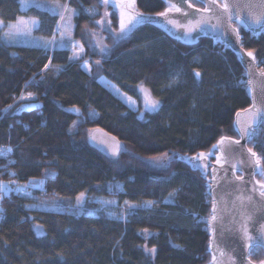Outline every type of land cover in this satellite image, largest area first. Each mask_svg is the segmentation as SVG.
<instances>
[{
  "label": "trees",
  "instance_id": "trees-1",
  "mask_svg": "<svg viewBox=\"0 0 264 264\" xmlns=\"http://www.w3.org/2000/svg\"><path fill=\"white\" fill-rule=\"evenodd\" d=\"M59 1L76 10L74 38L84 48L79 60L69 59L70 46L46 49L6 43L0 36V143L13 147L16 177L44 181L30 195L1 196L0 264L208 263L213 202L205 175L185 158L216 153L212 146L222 136L238 137L235 115L251 104L238 54L208 37L184 41L158 23L138 24L116 39L120 17L111 4V23L104 28L96 23L104 16L101 0ZM136 6L139 13L156 15L169 3L136 0ZM21 15L38 18L39 39H50L61 22L47 9L23 10L21 0H0L1 21ZM235 25L244 49L264 68V30L254 34ZM99 37L105 52L97 46ZM83 61L90 63L89 72ZM100 77L137 100L142 85L159 101L158 111L147 110L141 119ZM22 92L33 96L12 105ZM27 103L40 107L22 109ZM96 128L122 141L118 156L89 143ZM248 146L264 157V123ZM81 192L89 199L83 210L76 201ZM95 196L115 200L116 213L101 209L91 200ZM125 201L136 207L127 208ZM250 258L262 262L264 249L254 248Z\"/></svg>",
  "mask_w": 264,
  "mask_h": 264
},
{
  "label": "water",
  "instance_id": "water-1",
  "mask_svg": "<svg viewBox=\"0 0 264 264\" xmlns=\"http://www.w3.org/2000/svg\"><path fill=\"white\" fill-rule=\"evenodd\" d=\"M164 1L169 4L177 3L178 6H181L184 10L191 14L189 19L192 18V16L200 15V13L197 12V9H202L204 7V4L202 3L203 7L195 5L194 8H188L186 3L183 5L179 4V0ZM196 1L200 3V0ZM234 2L235 0H228V3L230 4ZM238 2L241 9H243V11H241L242 18H244L249 11L254 15L264 13V0H238ZM245 4L249 5L246 9L244 8ZM220 11L221 10L217 8V14H220ZM144 16L147 18L145 22L162 24L173 35L183 39L184 41L192 42L202 37H208L219 40L225 44V39L220 37L218 34H213L211 32H199V30H197L189 35L186 34L184 28H178L173 24L168 23L169 19L177 20L180 23H187V19H185L181 13H177L175 11L170 12L167 18L158 15L144 14ZM222 20H224L225 35L233 44V47L230 48L238 54L239 60L245 70L249 65H252L251 79L253 80V92L250 94L251 104L245 109H250L252 107L253 96L255 97L258 106H264V77H261L259 74L260 69L256 60L252 61V59L247 56V51L242 45L241 34L240 41L237 42L235 35L231 34L229 31V25L226 22V18L222 17ZM212 22L215 23L214 20ZM235 23L236 21L233 20L231 26L237 27ZM246 29L249 30L248 28ZM249 31L254 33L252 30ZM261 31L263 30L257 29L255 34H259ZM249 79L250 77L247 75V80ZM39 107L40 104L38 103H27L22 106V109L32 111ZM245 109L237 112L240 114L239 117L236 113L234 119L235 127V122L238 119L241 122V126H243L250 119V113L245 112ZM261 124L262 123L254 125L253 127L257 130ZM92 136H95L96 139L93 140ZM113 137L115 140H113ZM231 138L240 139L239 135L238 137ZM88 140L93 147L110 157L118 156L123 149L122 141L114 134L102 128L93 129L89 133ZM117 142H119L121 147L118 154L114 156L112 155V148ZM248 143L249 141L246 138L241 139L240 145L232 144L229 146L226 141L225 144L221 146L224 149L223 152L216 150L214 159L208 156L205 160L197 161L196 163L201 165L199 168L193 167V164L189 162L191 158L197 155L185 158L193 170L200 171L205 175L206 180L208 181V193L212 198V202H215L216 204V219H212V204L211 218L208 221L211 234L209 242L211 259L206 264H249V259L251 264H261V262H253L249 257V249L246 247L248 242L244 239L242 232V225L244 223V216L241 215L242 213L245 216L252 215L253 217V220L248 222V231L254 238L258 235V232L254 229L253 224L256 225V228H258L260 224H264V199L259 197L258 192H252L253 186L257 189L259 188V184H256V181L260 180L257 178L258 174L253 175L255 169L253 167V160L247 152V149H249ZM216 156L221 157L220 164L216 162ZM204 165H207V167H204ZM233 165H236L235 170H233ZM249 194H252L253 196V200L251 202L245 199L243 203H241V200L237 199L240 195L247 196ZM254 248L256 247L253 246L252 250ZM262 248L264 249V247ZM221 251H223L224 255H221ZM214 256L215 261H213Z\"/></svg>",
  "mask_w": 264,
  "mask_h": 264
},
{
  "label": "snow or ice",
  "instance_id": "snow-or-ice-1",
  "mask_svg": "<svg viewBox=\"0 0 264 264\" xmlns=\"http://www.w3.org/2000/svg\"><path fill=\"white\" fill-rule=\"evenodd\" d=\"M101 3L105 7L104 16L101 20L96 21L97 24H110L111 21L107 20V17L109 16V13L107 11V7L111 4L114 8L118 7L120 9V22H119V33L116 37V39H122L124 36L127 35L128 32L132 30L133 27H135L138 24L144 23L146 21V17L144 14L139 13L135 10V4L136 0H120L119 3H116V0H101ZM187 4L188 8H194L195 5H193L190 0H179V4ZM200 3L204 4V7L202 9H197V12L200 13L198 16H192V18L189 19V16L191 15L188 11L184 10L181 6H178L177 3H170L169 7H167L163 12H159L156 15L168 17V14L170 12H177L181 13L182 16L187 19V23H180L177 20L169 19L168 23L173 24L174 26L178 28H184L186 34H191L193 32H196L199 30V32H211L213 34H218L220 37H223L225 39V45L227 47H233V44L230 39H228L225 35L224 30V20H222V17L226 18V22L229 25V31L231 34L235 35L236 41H240V29L239 27H232L233 20L236 21L238 25H243L244 27L248 28L249 30H252L255 34V31L257 29L264 30V13H260L258 15H254L252 12H247L246 16L244 18L241 17V9L240 4L238 0H235L234 3L230 4L228 3V0H200ZM29 5L24 2V0H21V7L27 8ZM37 7H40V5H36ZM249 5L245 4L244 8H248ZM217 8L220 9V14H217ZM49 12H51L53 15H59L60 21L63 23L57 24V29L59 30V40H57L56 34L53 33V36L50 39H45L43 37L40 38V41L42 43H38L35 38H32L33 43H38V46L48 48V47H68L71 46L73 50V56L69 57V59H80L81 54L83 53V46H78L75 42L71 39V19L74 15H76V10L69 7L67 3L61 5L59 3V0H57L54 7L48 9ZM88 12H94V9H87ZM67 13V15H66ZM215 21L213 23L212 21ZM0 27H6L7 30L3 31L2 38L6 41H15L19 37L29 38L31 37V33L33 29H36L39 27V21L35 18H29L27 20H24L23 18L19 19L17 23L15 24H8L3 25L2 22H0ZM94 35V33H93ZM104 48L101 47V52H104ZM247 56L252 59V61H255V56L252 51L247 52ZM51 61H49L50 63ZM97 64L100 63V61L96 62ZM86 66V65H85ZM48 65H45V68H47ZM246 74L249 75L250 79L247 81L248 84V91L249 94H252L253 92V80L251 79L252 76V65H249L246 68ZM260 76L264 77V68L260 69ZM195 76L197 78L200 77V73L196 72ZM118 91V90H117ZM140 91L145 93V108L149 111H158L159 109V101L151 99L150 92L145 89L142 85L140 87ZM33 96V93H28L27 97L21 96V99L25 98H31ZM35 106V105H33ZM11 108V105L8 106ZM73 111H77L78 109H72ZM245 112L250 113V119L241 126V122L238 119L236 123L235 130L237 134L239 135L240 139H233L231 137H221L220 140L217 142V144L213 145V150H219L223 152V146L225 142H228V145L231 146L232 144L240 145L241 139H247L249 142L255 137L256 135V129L253 127L254 125L264 123V106H258L255 100V97L253 96V105L250 109H245ZM239 113H237V116L239 117ZM143 119V115L140 117ZM75 123V122H74ZM92 139L95 140V136H92ZM113 140L115 138L113 137ZM120 144L117 142L115 146L112 148V155H117L120 151ZM12 151L11 148L0 150V155H4L6 152L10 153ZM247 152L250 154V158L253 160V167L255 171L253 172V175L259 174L260 176L264 177V166H261V160L264 159V157L259 156L256 152H254L251 148L247 149ZM215 153L213 151H210L208 154L205 153H199L197 156L191 158L189 161L193 164V167L199 168L201 165L196 163L200 160L207 159L208 156L214 155ZM167 158V155L165 154V157ZM182 158V157H181ZM153 160H159L158 157H153ZM216 162L218 164L221 163V157L216 156ZM204 167H207V165H204ZM233 170L236 169V165H233ZM12 175H15V173H12ZM54 175V173H53ZM215 178V177H213ZM242 179V177H241ZM15 181H9V182H0V196L3 194H7L13 191L21 192L25 191L29 186H36L37 184L42 185L44 183L43 180H39L38 182H29V184L26 185H16L15 188L10 187L11 184H14ZM256 184H259V188L257 189L255 186H253L252 192H258V195L261 199H264V182L262 181H256ZM116 188H119V185H115ZM172 195L171 193L169 194ZM85 193L81 192L77 197V205H82L85 203ZM237 199L241 200V203L246 199L249 202L253 200L252 194H249L247 196L240 195L237 197ZM114 203V201H104L101 203V207H103L105 204H111ZM148 203H152L151 201ZM125 205L129 209H134L136 205L129 204L127 201H125ZM216 204L213 203V216L212 219H216ZM114 215V213H113ZM244 223L242 225V232L244 239L248 242L246 244V247L249 249V257L251 256V250L253 246L256 248L264 247V224H260L258 228H256V225L253 224L254 229L258 232V235L254 238L252 235L249 234L248 231V222L253 220L252 215H244ZM38 235H43L44 233L41 230V226H36ZM147 231V230H145ZM146 247V246H145ZM150 253H155V248L147 249ZM221 255H224L223 251H221ZM213 261H215V256L213 257ZM249 264H251V261L249 259ZM261 264H264V261L261 262Z\"/></svg>",
  "mask_w": 264,
  "mask_h": 264
},
{
  "label": "rangeland",
  "instance_id": "rangeland-1",
  "mask_svg": "<svg viewBox=\"0 0 264 264\" xmlns=\"http://www.w3.org/2000/svg\"><path fill=\"white\" fill-rule=\"evenodd\" d=\"M24 2L25 3H27L29 6L27 7V8H29L30 6H35V7H37L36 5H40V8H44V9H49V8H52V7H54L55 6V4H56V2H57V0H24ZM120 2V0H116V3H119ZM59 3L61 4V5H63L62 4V2L61 1H59ZM27 8H22L23 10H26ZM117 11H118V13H119V17H120V9L118 8V7H116L115 8ZM106 10V9H105ZM105 10H104V12H105ZM135 10L137 11V6H136V4H135ZM66 15H67V13H66ZM21 18H23L24 20H27V19H29V18H35L36 20H38V18L37 17H33V16H28V15H21V16H19L16 20H14V21H1L0 20V22H2V24L3 25H8V24H10V23H12V24H15V23H17V21L19 20V19H21ZM107 20H109L108 19V17H107ZM39 21V20H38ZM60 23H63V22H60ZM71 39H72V41L73 42H75L78 46H80L81 44L79 43V42H77L76 40H75V38H74V29H75V15L72 17V19H71ZM104 28H109V24H107V23H105V24H103L102 25ZM134 28V27H133ZM132 28V29H133ZM5 30H7L6 29V27H0V36H1V40L2 41H4V42H6V43H12V44H20V45H38V43H42V41H40V39L38 38V36H37V34H36V32H35V30L36 29H33V31H32V33H31V37H29V38H24V37H19V38H17L15 41H6L5 39H3L2 38V36H3V31H5ZM132 31V30H131ZM130 31V32H131ZM130 32H128L127 34H129ZM118 33H119V28H118V30L117 31H115V35L117 36L118 35ZM55 34L58 36V40H59V30L58 29H56V32H55ZM32 38H35L36 40H37V42L38 43H33L32 42ZM97 46H98V48L100 49V51H101V47H103L105 50H104V52L105 51H107L108 50V46L105 44V42H103L102 41V39L99 37V38H97ZM69 47V46H68ZM71 47V46H70ZM60 48H65V47H60ZM71 51H72V56H73V50H72V47H71ZM84 55V48H83V53L81 54V57ZM74 60H79V59H74ZM86 65V66H85ZM82 68L84 69V70H86V71H90L91 70V65H90V63L88 62V61H83L82 62ZM99 81L105 86V87H107L109 90H111L116 96H118L121 100H123L129 107H131L132 109H134V110H138L139 111V116L141 117V115H143V118H145L146 117V112L145 111H147V109L145 108V93L144 92H141V98L139 99V100H137V99H135V98H133L132 96H130V95H128V94H126V93H124L123 91H121L116 85H114L113 83H111L109 80H107L105 77H100L99 78ZM118 90V91H117ZM151 99H153L152 97H151ZM154 100V99H153ZM150 161H155V160H153L152 158L151 159H149ZM260 181H264V177L263 178H260L259 179ZM5 182V181H4ZM6 183V182H5ZM85 203H83L82 205H77L79 208H80V210H83L85 207H86V203H87V201L89 200L88 198H87V196L85 195ZM91 200H95V201H97V203H99L100 205H101V203L102 202H104V201H114V203H111V204H105L103 207H101V209H104V210H106L109 214H112L113 215V213L115 214L116 212H115V206H118V203L115 201V200H112V199H108V198H106V197H104V196H95L94 198H92Z\"/></svg>",
  "mask_w": 264,
  "mask_h": 264
},
{
  "label": "built area",
  "instance_id": "built-area-1",
  "mask_svg": "<svg viewBox=\"0 0 264 264\" xmlns=\"http://www.w3.org/2000/svg\"><path fill=\"white\" fill-rule=\"evenodd\" d=\"M22 95L26 96L27 94L22 92L17 97L16 101L12 105H14L18 101H20ZM7 148H11L12 151L10 153L6 152L4 155H0V182L15 181L14 184L10 185V187H12V188H15L17 184L21 185V186L29 184L28 181L20 180L18 177H16V175H12V173H15L13 166L17 162V158L14 155L13 147L10 144H8V143H0V150L7 149ZM37 188H39L38 184L36 186H29L25 191H21V192L13 191V192H10V193H13L16 196H19V195H30ZM40 194L43 195V194H46V192L45 191H41ZM0 199H1V196H0ZM4 215H5V209L1 205V201H0V219H2L4 217Z\"/></svg>",
  "mask_w": 264,
  "mask_h": 264
}]
</instances>
